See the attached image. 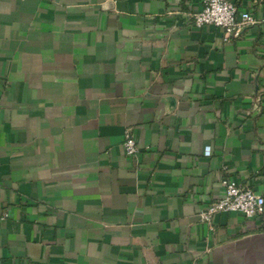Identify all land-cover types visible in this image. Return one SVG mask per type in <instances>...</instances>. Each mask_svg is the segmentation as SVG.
Returning a JSON list of instances; mask_svg holds the SVG:
<instances>
[{
  "label": "crops",
  "instance_id": "obj_1",
  "mask_svg": "<svg viewBox=\"0 0 264 264\" xmlns=\"http://www.w3.org/2000/svg\"><path fill=\"white\" fill-rule=\"evenodd\" d=\"M203 1L0 0V264H264V215L198 217L264 197V0L228 43Z\"/></svg>",
  "mask_w": 264,
  "mask_h": 264
},
{
  "label": "built area",
  "instance_id": "obj_2",
  "mask_svg": "<svg viewBox=\"0 0 264 264\" xmlns=\"http://www.w3.org/2000/svg\"><path fill=\"white\" fill-rule=\"evenodd\" d=\"M192 22L198 28L211 26L222 29L227 43L240 40L249 28L259 23L250 12L242 10L240 0H204L202 10L193 16ZM123 148L128 157H136L140 152L131 133L126 134ZM221 186L223 195L199 211L202 223L212 229L214 218L220 214H239L245 219L264 215V197L227 177L221 180Z\"/></svg>",
  "mask_w": 264,
  "mask_h": 264
}]
</instances>
